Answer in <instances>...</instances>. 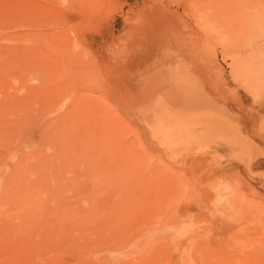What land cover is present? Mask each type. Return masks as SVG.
<instances>
[{
	"label": "rangeland",
	"instance_id": "374dc122",
	"mask_svg": "<svg viewBox=\"0 0 264 264\" xmlns=\"http://www.w3.org/2000/svg\"><path fill=\"white\" fill-rule=\"evenodd\" d=\"M263 24L0 0V264H264V84L230 75L264 68Z\"/></svg>",
	"mask_w": 264,
	"mask_h": 264
},
{
	"label": "bare ground",
	"instance_id": "6f19581e",
	"mask_svg": "<svg viewBox=\"0 0 264 264\" xmlns=\"http://www.w3.org/2000/svg\"><path fill=\"white\" fill-rule=\"evenodd\" d=\"M262 27H264V24H263V26ZM257 32L259 33V35H264V28L263 29H258L257 30ZM253 35V34H252ZM254 36H255V34H254ZM261 57H263V56H261ZM259 59V58H258ZM261 59V58H260ZM237 61V60H236ZM259 61V60H258ZM259 62H261V60L259 61ZM264 62V61H263ZM237 63H239L238 61H237ZM237 63H236V65H235V67L237 66ZM262 63V62H261ZM260 63V64H261ZM234 65V64H233ZM240 65V64H239ZM232 66V65H231ZM241 66V65H240ZM240 66H237L236 68H233L232 69V72L230 73V75H231V77H232V80L233 81H237V82H241V81H244L245 79H247V78H251V80L252 81H257V82H259V83H261L262 85L264 84V68H259V69H257L256 71L254 70L253 71V69H254V67L252 68V69H249V70H247L246 68V65L244 66V67H240ZM253 66V65H252ZM261 66V65H260ZM262 67H264V64H262ZM256 68V67H255ZM231 70V69H230ZM39 75V74H38ZM248 81V80H247ZM254 82V83H255ZM242 83V82H241ZM248 85H251L250 83L251 82H246ZM239 84V83H238ZM247 87V86H246ZM251 92H253V91H251ZM258 92V91H257ZM254 93V92H253Z\"/></svg>",
	"mask_w": 264,
	"mask_h": 264
}]
</instances>
